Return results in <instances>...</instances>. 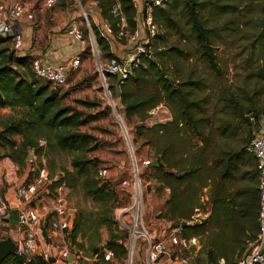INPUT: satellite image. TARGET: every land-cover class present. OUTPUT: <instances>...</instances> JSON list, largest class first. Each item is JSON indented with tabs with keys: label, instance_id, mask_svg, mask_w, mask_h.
<instances>
[{
	"label": "trees",
	"instance_id": "obj_1",
	"mask_svg": "<svg viewBox=\"0 0 264 264\" xmlns=\"http://www.w3.org/2000/svg\"><path fill=\"white\" fill-rule=\"evenodd\" d=\"M88 1L95 2L101 20L117 33L119 21L110 12L113 2L80 0L83 8ZM241 1L171 0L164 8L157 9L154 21L159 34L152 44L153 58H142L141 64L119 84L117 108L123 109L125 120L135 117L146 122L161 104L170 112L169 121L137 127L135 141L141 139V145L149 147L152 159L157 160V167L150 166L155 192L169 191L161 215L173 224L185 223L183 237L198 240L199 249L191 250L193 264H236L259 235L258 177L254 158L246 152L253 136L239 145L234 124L248 125L247 115H252L256 126L259 117L264 116V15L254 22L256 31L249 46L250 59L259 65L252 92L241 96L243 99L226 87L217 93V104L227 115L223 126L208 115L209 100L201 96L207 89L205 80L196 76L194 70L178 68L181 62L195 58L214 76L221 77L215 43L223 35L231 40L237 38L239 23L249 16L241 14ZM117 2L125 18V31L131 33L136 26L132 2ZM88 21L105 57H113L90 17ZM85 32L88 35L87 29ZM182 41L190 48L185 49ZM87 52L86 49L83 54ZM31 60L16 55L10 38L0 37V108L22 111L19 118L7 122L0 130V148L4 151L0 154V184L3 158L22 168L27 148L36 153L44 150L38 147L41 138L47 141L49 151L70 154L71 170L63 169L60 176L50 177L53 182L49 187L78 189L96 208L89 213L91 222L88 217L83 222L74 219L69 238L74 242L78 236L84 237L89 226L106 228L109 238L103 248L120 259L125 253L122 242L126 233L114 221L118 196L109 183L97 178L100 161L88 156L100 149V143L93 135L81 131V127L99 119L100 114L88 116L62 104L56 88L34 76ZM108 77L115 83V76ZM76 103L85 108L97 107L81 100ZM14 135L21 137L19 143L13 139ZM203 195L208 210L201 201ZM198 212L207 213V217L203 222L188 225ZM91 252L95 255L97 250ZM0 264L23 262L9 256ZM32 264H52V261L38 258Z\"/></svg>",
	"mask_w": 264,
	"mask_h": 264
},
{
	"label": "built area",
	"instance_id": "obj_2",
	"mask_svg": "<svg viewBox=\"0 0 264 264\" xmlns=\"http://www.w3.org/2000/svg\"><path fill=\"white\" fill-rule=\"evenodd\" d=\"M111 15L116 18L119 30L113 33L109 24L101 21L99 34L108 44L111 40L121 44L124 52L115 53L113 57L107 58V62L99 65L98 75L102 78V92L108 99L111 107L116 109V102L111 98L106 77L116 73H121L123 77L134 68L141 64L142 58H153V41L159 34V27L154 21V12L164 8L171 0H131L135 9L136 26L133 32L125 31L126 23L122 15L120 4L117 0H111ZM77 7L82 9V25L84 33L87 29L88 37L94 41L88 18L90 15L80 3L74 0ZM58 0H44V7L53 8ZM33 14L27 12L20 3L10 5L0 4V37L10 38V45L16 54L24 52L23 21H33ZM65 34L73 40L85 43V36L80 28L78 21L71 20L64 27ZM120 40L123 43H120ZM114 45V44H113ZM111 45V46H113ZM95 51L96 48H93ZM80 56L71 59L68 65H45L37 59L31 60V70L34 76L50 84L53 88L62 87L67 84L70 71L78 70ZM129 66V69L126 67ZM116 101V100H115ZM154 115L156 123H164L171 119L170 112L164 105L157 106L151 113ZM156 116V117H155ZM165 117V119H164ZM253 123L256 119L252 115L247 116ZM151 118V117H150ZM149 118V119H150ZM154 121V124H155ZM151 123V122H150ZM44 144H40L43 146ZM246 152L254 158L258 177L259 190V235L252 248L247 251L236 264H264V116L259 117L258 123L253 133V137L246 146ZM153 159H143L140 161L142 167L150 171ZM134 172L131 179L123 180L120 186L128 193L126 205L118 208L115 213V222L119 230L126 233L125 240L122 242L124 256L117 259L110 250L102 249L101 252L92 255L95 264H192L191 261L182 253L199 249L196 238L187 239L182 235V227L185 223H169L168 228L163 229L159 236L151 234L144 222L142 183L137 167V161L133 157ZM108 176L107 169H98L97 178L100 180ZM48 169L41 159V165L37 169L34 179L16 187V195L13 204L5 203L0 200V239H5L4 220L8 219L12 212L17 211V225L14 227V237H10L15 244L14 255L21 259L23 264H32L37 257L50 262L53 259L60 260L66 264L79 262L84 258V254L72 247L67 246L69 234L73 227V217L70 210L65 207L64 201L58 199L52 207L39 205L41 192H46L52 184ZM65 189L60 186L55 189L57 195ZM28 204L26 207L23 204ZM36 204V205H34ZM39 205V206H37ZM50 216V217H49ZM207 213L198 212L195 214L188 225L199 223L205 219ZM48 221V239L58 240L60 245L43 240L45 221ZM72 256L70 262H66ZM223 264V262H220Z\"/></svg>",
	"mask_w": 264,
	"mask_h": 264
},
{
	"label": "rangeland",
	"instance_id": "obj_3",
	"mask_svg": "<svg viewBox=\"0 0 264 264\" xmlns=\"http://www.w3.org/2000/svg\"><path fill=\"white\" fill-rule=\"evenodd\" d=\"M57 5L58 4H56V6ZM93 8L95 7H93L91 1H88L85 6V11L88 14H91L88 10ZM78 10L82 21V9L78 7ZM240 12L243 15L249 14V16L248 19L239 23L240 25H238L239 27H237L236 31L237 38L231 40L223 35L217 39L215 43L214 51L221 69L220 78L214 76L201 61L196 60L195 58H191L189 61H183L178 64V68L184 66L187 70H194L196 76L205 80L207 89L205 92L201 93V96H206L209 100L208 115L213 118V120L217 119V123L222 126L225 123L227 115L226 110L217 104V93L219 92V89H222V87L230 88L238 97L243 99L241 96L251 93L254 88L256 80L255 71L257 70V66H259L254 64L253 58L250 59L249 46L253 39L251 35L256 31L254 22L264 15V0L241 1ZM78 23L84 33V24L82 25L79 21ZM84 36V46L88 52L84 54L83 57H80L79 69L75 72L76 74L79 71H82V75L76 79L75 74L70 73L67 84L62 87H55V91L58 92L60 97L62 96V104L72 106L88 116L100 114L99 119L91 121L87 125L81 127V131L93 135L101 145L99 150L90 153L88 156L90 159L93 158L100 161L97 169H107L108 176L101 180V182L109 183L115 190L118 196V208L126 205L128 202V193L120 186V183L123 180L131 179L134 172L133 157L136 159L142 183L141 189L143 195L144 222L147 230L151 234L159 236L163 229L168 228L170 223L161 215V211L164 208L165 192H155L153 185L151 183L148 184L151 171L142 167L140 161L143 159H152V152L149 147L141 145V139L135 141L136 128L141 125L146 127L153 125L155 121L154 115L152 114L151 118L146 122H139L135 117H132L127 121L124 119V116L120 114V107L116 109L111 107L108 99L103 95V81L97 73L98 66L107 62L105 52L97 44L95 37L93 41L88 35H86V32L84 33ZM118 45L122 46L121 44ZM181 45L185 49L190 48V45L187 44V42L182 41ZM94 46L97 51L93 49ZM122 52H124V49L120 47L119 53ZM84 58L90 59L91 65L89 68L82 67V59ZM40 82L45 84V82L41 80ZM106 84L108 88H110L114 83H112V80L109 77H106ZM86 91L88 93H86ZM109 92L113 101L116 102L113 96V89H109ZM80 100L93 103L97 105V107L85 108L76 103V101ZM115 104L116 106L119 105L117 103ZM11 112H13L11 113L12 118H19L22 111L16 109L11 110ZM7 120V114L0 112V130L3 125L7 123ZM167 121H169V119ZM255 128V122L253 123L250 120L248 125L235 123L234 131L236 134L235 137L237 138V141L236 139L235 141L241 145L244 139L249 140L251 136H253ZM13 138L18 143L21 140V137L17 135H14ZM37 143L38 147L44 148V150L36 153L34 149L27 148V161L22 167L23 171L21 172L23 178L15 184L11 183V186L15 185L19 187L20 185L34 179L37 174V169L41 165L42 158L44 159L50 177L60 176L63 169L71 170L70 154L49 151L47 141L43 138L39 139ZM42 143L44 145L40 146ZM0 154H2L1 149ZM6 159L3 160L5 165L2 163L3 175L5 174V167L11 172L9 163L12 161L7 157ZM15 174L18 176V171H15ZM10 177L13 178V175L11 176L10 174ZM47 191L48 193L44 191L41 192L40 196V199L41 197L45 199V203L55 204L58 199H61L64 201L66 209L72 211L70 214L73 217V221L74 219L80 218L83 222L86 217L90 219V222L92 221L89 213L95 210L96 205L90 199L85 198L78 189L71 190L65 188L59 192L60 195H57V192L52 187H49ZM201 201L204 208L208 210L209 206L206 195L202 196ZM117 209L114 211V221ZM43 228L45 231L49 228L47 219ZM42 237L44 241L49 243L54 241L58 246L60 245L58 240H54L53 238L48 239V234L46 235V233L43 234ZM108 238L109 231L106 228L94 229L89 226L84 237L78 236L74 242L72 239H69L66 243L68 247H72L79 252L92 254L91 250L95 249L97 250V254L104 249L103 247ZM182 254L193 264L194 252L188 251L183 252ZM38 258L41 257H37L36 259ZM85 259L91 260L92 258H87L85 256ZM79 264H95V262H89L82 259Z\"/></svg>",
	"mask_w": 264,
	"mask_h": 264
},
{
	"label": "crops",
	"instance_id": "obj_4",
	"mask_svg": "<svg viewBox=\"0 0 264 264\" xmlns=\"http://www.w3.org/2000/svg\"><path fill=\"white\" fill-rule=\"evenodd\" d=\"M13 3L22 4L25 7L26 11L32 13L34 16L33 21H23L20 24L21 27L23 28L24 52L20 54H16L17 56H28L31 59L39 60L42 64L53 65V66L68 65L71 59L75 58L76 56L79 55L80 57H83L84 55L83 52L86 50L84 44L82 45L81 43L68 37L64 31V27L71 20L79 21L82 23L80 19L81 15L79 13L78 7L76 6L74 0H67V1L59 0L57 3L58 5L57 6L55 5L51 9H47L44 7V0H0V4H4L7 6ZM91 4L95 8L88 10L91 12V14H89L90 19H91V22L94 24V26L97 28V30H99L102 20L100 18L99 11L96 7L95 2H91ZM106 43L108 44V42ZM108 45H109L110 52L113 54L117 52L119 53L120 47L122 48V46L114 43V40H111V42ZM90 65H91V62L89 58L82 59L83 68H89ZM75 72L76 70L70 71L69 74L70 73L75 74ZM81 75H82V71L81 72L79 71L78 73H76L75 74L76 79L80 77ZM86 93L88 92L86 91ZM11 110L12 109L10 108H0L1 113L7 114V117H8L7 122L15 119V118H12L11 116L12 115L11 113H13L11 112ZM156 122L158 121H155V123ZM1 151L3 154L4 151L2 149ZM5 159L6 157L3 158V160ZM3 160H2V163L5 165ZM9 166H10L9 168L11 172H9L8 168L6 167H5L4 175L2 171L3 183L0 184V200L5 203L13 204L14 198L16 195L17 186L15 185L11 186V183L15 184L17 181L19 182L23 178V176L21 175V172L23 171V169L13 162H10ZM15 171H18L19 173L18 176H16L17 174H15ZM10 174L11 176L13 175V178L10 177ZM149 180L150 181L148 184L151 183L154 187L155 181L150 176H149ZM163 191L165 192L164 198L166 201L168 198L169 191L167 189H164ZM46 193H48V191H46ZM44 201L45 199L41 197L38 204L43 205V206L47 205L49 208L53 206L52 203L48 204V203H45ZM23 205L26 207L28 204L26 203ZM3 227L5 228V232H7L8 235L13 238L14 237L13 231L15 229L14 228L15 226H12L4 222ZM48 231L49 230H46V231L44 230L43 234L46 233L47 235ZM83 254L85 256H88L87 253H83ZM85 256L83 260L93 262V258L91 260H87L85 259ZM51 261H52V264H66L65 262H62L60 260L56 261V259H53ZM66 262H70V261L66 259ZM79 262H75L72 264H79ZM103 264H109V263H103Z\"/></svg>",
	"mask_w": 264,
	"mask_h": 264
},
{
	"label": "water",
	"instance_id": "obj_5",
	"mask_svg": "<svg viewBox=\"0 0 264 264\" xmlns=\"http://www.w3.org/2000/svg\"><path fill=\"white\" fill-rule=\"evenodd\" d=\"M126 69H129V66L126 67ZM115 83L112 85L113 88V96L116 100V103L119 104V98H120V89H119V84L122 82V80L125 78L122 76L121 73H116L115 74ZM120 114L123 115V109L119 108ZM152 167H157V160H154L152 163ZM17 211H13L12 215L8 218L5 219L4 222L8 223L12 226L17 225ZM5 239H0V263L5 260L9 256H13L15 252V244L13 243L12 239L7 236V233H5ZM88 258H92L91 253H87ZM69 261L72 260V256L68 258Z\"/></svg>",
	"mask_w": 264,
	"mask_h": 264
}]
</instances>
